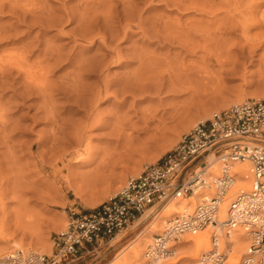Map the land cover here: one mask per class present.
Returning a JSON list of instances; mask_svg holds the SVG:
<instances>
[{
    "label": "rangeland",
    "instance_id": "rangeland-1",
    "mask_svg": "<svg viewBox=\"0 0 264 264\" xmlns=\"http://www.w3.org/2000/svg\"><path fill=\"white\" fill-rule=\"evenodd\" d=\"M13 1L15 0L12 2L11 0H0V70H3L0 72L1 248L6 246L7 250H12L14 247L10 248V245L18 243L17 245L18 247L20 245L21 249L40 251L50 255L53 249L54 234L66 228L72 213L87 212L116 194L128 178L137 176L146 165L159 160L177 144L183 134L189 132L198 122L209 118L212 113L248 98H264V0H197L198 2L192 0L196 5L202 6V9L201 6H197L198 10H193V8L186 10L181 6L179 8L176 5L180 4L174 3L175 0H134L133 6L135 5L136 11L128 15L134 14L130 17H133L131 18L133 21L138 22L137 12L140 13L141 19L147 22V25L146 23L142 24L143 27L145 26L147 28L145 30L151 34L146 32L148 34L145 37L137 30L136 26L132 25L126 40L118 39L112 43L107 41L106 44H103L105 47L101 46L97 40L96 43H87L85 40L88 35L85 36L86 38L84 37L85 39L78 38L80 37L78 33H82V31L76 28L78 26L76 25L77 18L74 20L75 22L67 19L64 25L60 24L62 26L56 27L58 25L56 23L57 25L53 27L56 20L49 23L48 26L46 23L48 14L45 12L47 15L45 18L46 15L42 11L43 8L44 11L50 12L48 19L52 13V18L62 15L64 23L63 14L66 11L68 12L70 9V14L75 13L74 10L82 11L79 9L85 6V2L95 4V0H16L14 4ZM24 1H27L26 7L30 2L34 3L35 7L32 5L28 8V10L35 8L30 10L31 13L27 12V8L24 7ZM103 1L99 5L103 4ZM20 2H23L24 5L22 6ZM82 2L84 3L81 4ZM108 2L110 3L109 11H107L109 9ZM108 2L104 3L105 6L104 4L102 7L96 6L100 12L96 10L97 8L96 11L91 10V13H95V15L97 13L95 24L98 26L92 23L95 27L91 28L89 34H103V17L110 14V16L116 17L118 12L123 17L127 7L123 11V5L119 4L117 0ZM15 5L17 7L14 8ZM79 5L81 6L79 7ZM38 6L39 9H36ZM106 6L108 7L105 8ZM103 8L104 10H101ZM61 9L66 11L62 12ZM25 11L29 15H33L32 18ZM112 11L116 13L114 14ZM108 12L109 15H107ZM244 14L248 17H245ZM90 16L93 18V15ZM65 17L67 18V16ZM152 17H157V21L155 19L157 23L160 19L159 23H161L158 24L160 28L162 24V28L166 25L164 24L165 20L170 23H167V27L179 24L178 26H184L185 29L182 28L185 31L189 26L191 29L195 25L198 35H203V39H200V47L193 54L186 52L176 43L171 45L167 41L162 42L161 39L158 42L155 39L156 34L154 35V31L152 32V28L150 29L152 25V22L149 23L150 19L154 22ZM123 24H125L124 19L112 28L119 30V26H123ZM155 27L158 28L156 24ZM164 28L166 29V27ZM71 30L74 35L77 34V41L72 42L71 38L74 35L68 34ZM204 36L207 39H204L206 38ZM153 38L154 41H152ZM114 42L119 44L124 53H130L133 47H136L148 52H155L154 55L158 58L161 55V59L169 56L167 59L171 60L174 57L172 61L176 60L177 62H170L172 64H168L169 68L168 65L161 64L162 67H160L161 65H151L156 68L159 66L157 71L159 68L162 72L165 70L162 73L163 76L170 72H173V75L177 73L179 79H175L177 77L175 75L172 78L178 80L177 83H181L180 88L167 89L166 80L165 88L160 91L151 90L147 93L137 92L133 96L117 95L106 99L101 98L95 104V107L98 106V110L95 107V109L92 108L96 112L89 111L86 117L85 112L88 104L81 108L72 100L69 101L68 96H63L62 93L60 94L61 91L56 90V87L67 80L70 83L71 75L68 76V73H73V65L50 67L46 70L45 75L42 72L45 70L39 67L43 62L44 57H41L44 56V50L49 49L48 45H52L51 47L54 45L55 48L61 46L58 49L61 50L64 58L73 56L74 51L76 53V56H73L75 61L81 58L91 60L90 57L93 60L94 56H97L101 61L104 56L101 54L106 53L107 56L111 54L107 51L106 45L111 43L114 46ZM46 44L48 45L46 46ZM75 49H78V52ZM17 55H21L19 58L24 59L19 60ZM85 57L87 58L85 59ZM106 59L103 60L105 64ZM135 61L132 60L130 63L124 64V67H112L109 64L105 76L109 75L108 79L118 81L124 77V72H130L138 67V63ZM37 64L39 65L37 66ZM75 64L74 62V66ZM28 71L37 76L35 83L37 81L38 85L40 79L47 78L48 82L45 84L51 85V88L47 85L50 96L48 94L44 96L39 91L38 93L37 88L29 83L28 79H25ZM39 71L44 75L43 77ZM85 73L82 72V77L79 78L83 79V86L84 84L86 87L91 85V88L95 89L102 85V80H98L96 75ZM65 76L68 79L62 82ZM116 88L118 86L114 85L111 90ZM86 97L92 98V96ZM86 97H83L82 103L84 100L85 104L88 103L86 101L89 100L85 99ZM48 100L49 102H47ZM92 102L89 103V107H92ZM49 108L55 112L53 118L56 119V123L57 121L61 122L59 123L62 125L60 131L56 123H53L54 119L50 120L51 116L46 114L45 109ZM94 118L99 121L94 123ZM90 123L92 127L89 128ZM57 128L59 132H57ZM113 128L116 131L111 132ZM54 132L57 134L55 133V135ZM54 135L58 139L60 136V139L64 137L67 142L64 144L61 142L58 145L51 143L54 140L51 139L54 138ZM71 137L80 138L81 146L78 147L71 143L74 140ZM71 147H75V149ZM76 149L84 151L86 155L77 157V153H72L77 151ZM135 226L129 227L112 240L102 243L93 252L83 254L82 258L70 264H124L125 260L129 264H153L155 262H157L156 264H190L192 262L191 258L185 257L188 253L180 248V244H174L176 247L172 256L158 258L153 263L149 258H145L148 245L153 242L154 235L160 231L152 233L149 237L151 240L144 242V254L141 258H126L129 254L131 255L128 251H125L126 254L123 252L125 258H122L123 255L117 256L129 239L139 235L137 229L143 232L146 230L147 224L145 222ZM18 247L15 246V248ZM6 252L2 251L0 256ZM230 261L231 259L228 258L226 263Z\"/></svg>",
    "mask_w": 264,
    "mask_h": 264
},
{
    "label": "built area",
    "instance_id": "built-area-1",
    "mask_svg": "<svg viewBox=\"0 0 264 264\" xmlns=\"http://www.w3.org/2000/svg\"><path fill=\"white\" fill-rule=\"evenodd\" d=\"M239 163L248 165L249 191L228 196ZM174 202L189 209L165 220L147 248L150 262L172 256L183 235L211 225L205 258L225 264L232 243L222 234L239 228L250 238V253L241 264H264V98H248L212 113L159 160L128 178L116 194L87 212L72 213L66 228L54 234L50 255L17 250L0 256V264H70L132 227L146 212V218L155 219Z\"/></svg>",
    "mask_w": 264,
    "mask_h": 264
},
{
    "label": "bare ground",
    "instance_id": "bare-ground-1",
    "mask_svg": "<svg viewBox=\"0 0 264 264\" xmlns=\"http://www.w3.org/2000/svg\"><path fill=\"white\" fill-rule=\"evenodd\" d=\"M20 1H22V0H20ZM87 1V0H86ZM97 1H100V0H95V4L96 3H98L97 5H95V4H91V2L90 3H88V1L87 2H82L81 4H85V6L83 7H81L82 9H79V10H82V11H75L74 10V12L75 13H72V14H70V12H69V10H68V12L66 11H62L63 9H61V11L62 12H65V14H63L64 15V19H65V22L63 23L62 22V15L60 16V15H58L57 17L55 16V18H52V14H50L51 16H50V19H51V21H50V19H48V17H49V13L47 12V11H44V9L42 8V11L44 12L43 14H45V12L48 14V17H47V15L45 16V18L47 19V21L48 22H46L47 24H48V26H49V23L51 24L52 22H55V20H56V22L52 25L53 27L54 26H56L57 24L56 23H58V25L56 26V27H60V26H62V25H64L66 22H67V19L68 20H70V21H74L76 18V25H78L76 28L77 29H79L80 31H82V33H78V36H80V37H78V38H83V39H85L87 36L86 35H88V38H86L87 40H85V41H87V43H89V44H91V43H96L97 41H99V43H101V46L103 45V44H106V42L108 41V42H111L112 43V41H115V40H117L118 41V39L119 40H126L127 39V36H128V32L130 31V29H131V26L133 25V26H136V28H138L137 30H139L140 32H141V34H143V36L145 35V37H146V35L149 33L148 32V30H145V29H147L145 26L143 27V25L142 24H144V23H146V25H147V22H145V21H143V19H141V16H140V13H138L137 12V14H138V18L137 19H139V21L138 22H135V21H133V19H131V18H133V17H130V16H133V15H128L129 13L131 14V12L132 13H134L135 11H136V9H135V5L133 6V4H135L134 3V0H117V2L119 3V4H122L123 5V11H125V9H126V7H127V9H126V11H128L127 13H126V11H125V13H124V15H123V17H121V13L120 12H118V15H115L116 17H112V16H114V15H112V16H110L111 14L108 12L107 13V15H109V16H107V17H103V20H104V22H103V29H104V31H103V34H99V33H97V34H95V35H91V33L89 34V32H91V30L93 29L92 27L94 26V24H95V22H97V21H95V19H96V15H97V13H96V15H95V13L93 14V13H91V10L92 11H98V9L99 8H97L96 6H98L99 4H100V2H102V0L100 1V2H97ZM104 1H106V0H104ZM103 1V4L104 3H107V2H104ZM142 1V0H141ZM189 1V0H188ZM195 1V0H194ZM11 2H12V0H11ZM16 2V0L15 1H13V4ZM18 2V1H17ZM27 1H24V4L26 3ZM30 2V1H29ZM176 2V4L177 3H179L180 5H176V6H178L179 8H180V6H181V8L183 7H185L184 9H188V8H193V10L194 9H196V10H198L197 8V6H201V5H196V3L195 2H193L192 0L191 1H189V2H187L186 0H175L174 1V3ZM196 2H198L197 0H196ZM91 6V7H87V6H89L88 4ZM17 4H19V3H17ZM20 4L23 6L24 4H23V2L21 3L20 2ZM19 4V5H20ZM28 4V3H27ZM30 4H31V2H30ZM28 4V7H26L27 5L25 4L24 5V7H26L27 9L26 10H28V8H30L29 6H32V5H34V3L33 4ZM87 4V5H86ZM102 3H101V5H99L98 7H102V5H103ZM108 4V6H109V9L107 10V11H109L110 10V3L108 2L107 3ZM203 5H204V3H202ZM206 4V6H207V3H205ZM209 5H210V3H208ZM12 5V4H11ZM93 5V6H92ZM106 4H104V6H105ZM193 5H195V6H193ZM81 5H79V7H80ZM103 6V7H104ZM108 6H106L105 8H107ZM215 6V5H214ZM10 7V6H9ZM12 7H13V5H12ZM15 7H17L16 5L14 6V8ZM32 7H35V5L34 6H32ZM41 7V6H40ZM43 7V6H42ZM196 7V8H195ZM211 7V6H210ZM11 8V7H10ZM97 8V9H96ZM113 8V7H112ZM111 8V9H112ZM135 10H134V9ZM31 9H33V8H31ZM31 9H29L27 12H30L31 13ZM35 9V8H34ZM33 9V10H34ZM36 9H39V6L36 8ZM45 9H47V8H45ZM94 9V10H93ZM96 9V10H95ZM201 9H202V6H201ZM17 10H18V8H17ZM41 10V9H40ZM48 10V9H47ZM77 10V9H76ZM101 10H104V8L103 9H101ZM114 10V9H113ZM189 10V9H188ZM195 10V11H196ZM15 11H16V9H15ZM38 11V10H37ZM37 11H35V12H37ZM50 11V10H49ZM106 11V12H107ZM200 11V10H199ZM14 12V11H13ZM26 11H25V13H27ZM33 12V11H32ZM73 12V11H72ZM77 12V13H76ZM98 12H100V10L98 11ZM102 12V11H101ZM111 12V11H110ZM113 12V11H112ZM38 13V12H37ZM89 13H90V15H93V18H91L92 16H90L89 15ZM104 13V12H103ZM102 13V14H103ZM114 14L116 13V12H113ZM28 14V13H27ZM34 14V13H33ZM99 14V13H98ZM101 14V13H100ZM106 14V13H105ZM15 15V14H14ZM24 15V14H23ZM29 15V14H28ZM36 16H38L39 14H35ZM42 15V14H41ZM56 15V14H55ZM104 15V14H103ZM244 15H246V14H244ZM30 16V18H32V16H31V14L29 15ZM28 16V17H29ZM35 16V17H36ZM40 16V15H39ZM43 16V15H42ZM41 16V17H42ZM60 16V17H59ZM65 16H67V18L65 17ZM95 16V17H94ZM216 16V15H215ZM35 17H33V18H35ZM44 17V16H43ZM162 17V16H161ZM217 17V16H216ZM245 17H248L247 15L245 16ZM250 17V16H249ZM37 18H39V17H37ZM116 18V19H115ZM143 18H144V16H143ZM157 17H155V18H153L152 17V20L154 19V22L153 21H151V19H150V21H149V23H151L152 22V25H151V27H150V29L152 28V32L154 33V35L155 36H157L155 39L156 40H158V42H160L159 40L161 39V41L162 42H168L169 44H177L179 47H181V48H183V50H185L186 52H190V53H193L194 54V52H195V50L196 49H198L199 47H200V39H203V35H201L202 36V38H200L201 36L200 35H198L199 33H197V31L198 30H196L197 29V27L195 28L194 26H192V28L190 29V26L188 27V28H186L187 30L185 31L184 29V26L183 25H180V26H178L177 24H173V25H168L169 27H167L166 25H167V23H169V22H167V20H165L166 21V23L164 22V24H166V25H164V27H166V29L164 30L163 28H162V25H161V28L158 26V24H160L159 23V20L160 19H158V23L156 22L157 21V19H156ZM160 18V17H159ZM215 18V17H214ZM46 19H44V18H42V20H45L46 21ZM64 19H63V21H64ZM94 19V20H93ZM122 19H124L125 20V24H123V26H119L120 27V29L118 28V27H116V28H118L119 30H117V29H115V28H112V27H114V25H117L119 22H121V20ZM155 19H156V21H155ZM162 19H163V17H162ZM220 19V18H219ZM243 19V18H242ZM246 19V18H245ZM25 20V19H24ZM102 20V21H103ZM114 20H117L118 22H116L115 23V21ZM147 20V19H146ZM164 20H162V21H164ZM44 21V22H45ZM50 21V22H49ZM98 21H99V17H98ZM113 21H114V25L112 24L113 23ZM148 21V20H147ZM214 21V20H213ZM43 22V23H44ZM75 22V21H74ZM77 22H78V24H77ZM100 22V21H99ZM243 22H244V19H243ZM42 23V22H41ZM45 23V24H46ZM92 23H94V24H92ZM39 24V23H38ZM60 24H62V25H60ZM98 24H100V23H98ZM110 24H112L111 26H110ZM155 24L157 25V27L158 28H156L155 27ZM170 24V23H169ZM227 24V23H226ZM225 24V25H226ZM36 25V24H35ZM96 26H98L97 24H95ZM109 25V26H108ZM192 25V24H191ZM224 25V26H225ZM187 26H188V24H187ZM228 26V25H227ZM30 27H31V25H30ZM95 27V26H94ZM101 27V26H100ZM149 27H148V29H149ZM184 29H183V28ZM74 28V27H73ZM76 28H74V30H76ZM92 28V29H91ZM230 28H232V27H230ZM63 29V28H62ZM99 29H101V28H99ZM113 29V30H112ZM114 29H115V32H114ZM198 29H200V28H198ZM233 29H234V26H233ZM61 30V29H60ZM220 30V29H219ZM61 31H63V30H61ZM73 30H71V32L69 33L68 32V34H73L74 35V32H72ZM101 31H102V29H101ZM150 31V30H149ZM221 31V30H220ZM146 32H148L147 34H146ZM207 32V31H206ZM218 32V31H217ZM224 32V31H223ZM75 33H76V31H75ZM130 33V32H129ZM202 33V32H201ZM219 33V32H218ZM151 33H149V35H150ZM220 34H222V33H220ZM77 34H75L72 38H71V40L73 39V41L72 42H74V41H77V36H76ZM91 35V36H90ZM210 35V34H209ZM86 36V37H85ZM152 36V35H151ZM200 36V37H199ZM206 36H207V34H206ZM206 36H204V37H206ZM85 37V38H84ZM149 38H150V36H148ZM108 38H110L109 40H108ZM115 38V39H114ZM154 38H153V40L152 41H154ZM204 39H207V37L206 38H204ZM211 39V38H210ZM79 40V39H78ZM97 40V41H96ZM148 40V39H147ZM155 40V41H156ZM81 41V40H80ZM96 41V42H95ZM83 42V41H82ZM75 43H80V42H75ZM85 43V42H84ZM109 44V45H106V48H107V51L108 52H110L111 54H112V56H110L109 54V56H107V54L105 55L104 53L103 54H101L102 56V59H101V61L99 60V58L97 57V56H94V58H93V60H92V57H90V59L91 60H84L83 58H81V59H79L78 61L76 60L75 61V59H73V56L76 54V53H74V51H73V56H71V57H68V58H64V56L61 54V50L60 49H58V48H60V47H54V45H53V47H51L52 45H48V44H46V46L48 45L49 46V49H46V50H44V56H42L41 58H43V62H41V64L39 65V64H37V66L39 65V67L41 68V69H44L45 71H42V72H44L43 74L45 75V73H46V70L48 69V68H50V67H55V66H58V65H61V67L62 66H64V65H73V67H74V71H73V73H68V76H70V78H69V81H70V83L68 82V78L66 79V76H65V79H62L63 81L62 82H64V80H67L65 83H62V85H60L59 87H56V90H58V92L59 91H61L60 92V94L62 93L63 94V96H68V100L70 101V100H72L74 103H76V104H78V106H80L81 108L82 107H85L87 104L89 105V103L91 102V101H93L92 102V107H89L88 105H87V111H86V109H85V115H86V117H87V115L89 114V111H93L95 108L97 109V107L98 106H96L95 107V104H97V102H99L100 101V99L101 98H109L110 96H117V95H121V96H128V95H131V96H133L135 93H137V92H139V93H147V92H149V91H151V90H157V91H160V90H162L163 88H165V82H166V80H167V83H166V87H167V89L168 88H173V89H176V88H180V85H181V83L179 84V83H177L178 82V80L176 81L175 79L176 78H178L179 76H177V73H176V75L175 76H177V77H175V79H173L172 78V76H174L172 73L173 72H170V73H167L166 74V76H163L162 75V73L163 72H165V70H163V72H162V70L160 71L159 69H158V71L156 70L159 66H157V68L155 67V66H153V65H165V66H167L168 64H172L173 62H175V61H172V59L174 60V57H172V59L170 60V59H167V57H169V56H167V57H163L162 56V58H164V59H161V55L159 56V58H158V56L156 57L154 54H156L155 52H148V51H145V50H143L142 48H134L133 46V50H132V52L130 51V53H128V52H126V53H124V50H122V48H120V46H119V44H115V42H114V46L112 45V44ZM108 44V43H107ZM83 45V44H82ZM56 46V45H55ZM77 46V45H76ZM81 46V45H80ZM85 46V45H84ZM84 46H82V47H84ZM50 47H51V50H50ZM89 47V46H88ZM103 47H105L104 45H103ZM80 48V47H79ZM85 48V47H84ZM87 48V47H86ZM25 49V48H24ZM62 49V48H61ZM82 49V48H81ZM132 49V48H131ZM49 50V51H48ZM76 50V49H75ZM78 50V49H77ZM76 50V51H77ZM80 50V49H79ZM84 50V49H83ZM105 50V49H104ZM46 51V52H45ZM106 51V50H105ZM42 53H43V51H41ZM78 52V51H77ZM82 52V51H81ZM81 52H79V53H81ZM84 52V51H83ZM82 52V53H83ZM107 52V53H108ZM128 53V54H127ZM43 55V54H42ZM66 55V54H65ZM72 55V54H71ZM154 55V56H153ZM21 55H17L16 57L20 60H23L24 58H19ZM67 56V55H66ZM70 56V55H69ZM76 56V55H75ZM79 56V55H78ZM97 57V58H96ZM106 57H107V59H106ZM110 57V58H109ZM75 58V57H74ZM87 57H85V59H86ZM89 58V57H88ZM109 58V59H108ZM83 59V60H82ZM94 59H96V60H94ZM105 59L107 60L106 61V64L105 63H103V60L105 61ZM176 59V58H175ZM41 60V59H40ZM98 60V61H97ZM132 60H136L135 62H137L138 63V67L137 68H134L133 70H129L130 72H124L125 73V75H124V73H123V75H124V77L118 82V81H116L115 79H108V77H109V75H108V77H107V75L105 76V74H106V70H107V67H108V65L110 64L112 67H114V66H125L124 64H128V63H130ZM170 60V61H169ZM17 62H19L20 63V61H17ZM16 62V63H17ZM22 62V61H21ZM74 62L76 63L75 64V66H74ZM153 62H156V63H153ZM170 62H172V63H170ZM177 62V61H176ZM16 63H14L15 65H17ZM18 63V64H19ZM151 64H153V65H151ZM177 64V63H176ZM162 65L160 66V67H162ZM18 67H19V65H17ZM21 68V67H20ZM38 68V67H37ZM168 68H169V65H168ZM39 69V68H38ZM173 70V69H172ZM1 71H3V70H0V72ZM49 71H50V69H49ZM108 71H109V69H108ZM174 71V70H173ZM40 73H41V71H39ZM82 72H86L85 74H91L92 76H97V78H98V80H102V85L101 86H99L98 88H95V89H92L91 88V85H89L90 87H88V85H87V87H86V84H84V86H83V83H82V81H83V79L81 80V79H79V78H81L82 77ZM27 73V77H25V79H28L30 82L29 83H32L36 88H37V92L39 91V92H41L44 96H47V94H48V88H47V85L48 84H45L46 82H48V81H46L47 80V78L44 80H41V82H40V80H39V85L38 84H36L37 83V81H36V83H35V80H37V76H35V75H33L32 73H31V71L29 72H26ZM28 73H30V74H28ZM35 73V72H34ZM174 73H175V71H174ZM36 74V73H35ZM42 74V73H41ZM42 74V77L44 76ZM172 74V75H171ZM37 75V74H36ZM66 75V74H65ZM83 76H85V75H83ZM168 76V77H167ZM164 77H167L166 79L164 78ZM61 79H60V82H61ZM179 79V78H178ZM43 81H45L44 83H43ZM59 81H58V83H60ZM28 82H27V84H29ZM35 83V84H34ZM43 83V84H42ZM82 83V84H81ZM61 84V83H60ZM57 85H59V84H57ZM114 85H117L118 86V88H116V89H113V90H111V87L112 86H114ZM31 86V85H30ZM50 86V88H51V85H48V87ZM95 87V86H94ZM31 88V87H30ZM32 88H33V86H32ZM32 88H31V91H32ZM58 88V89H57ZM39 89V90H38ZM172 89V90H173ZM34 91V90H33ZM38 92V93H39ZM42 94H40L41 96H43ZM48 96H50L49 94H48ZM86 96H88V97H90V96H92V98L90 97V99H88ZM75 97V98H74ZM83 97H86L85 99H88L89 101H86V102H88V103H84L85 102V100H84V106L82 105L83 103L81 102L82 100H83ZM51 98V97H50ZM49 98V99H50ZM74 98V99H73ZM93 99V100H92ZM67 100V101H68ZM52 101V100H51ZM125 101V100H124ZM47 102H49V100L47 101ZM119 103V102H118ZM123 103V102H122ZM50 104V103H49ZM50 106H52V104H50ZM49 106V107H50ZM95 107V108H94ZM119 107V106H118ZM48 108V107H47ZM53 108V107H52ZM91 110H90V109ZM92 108H94L93 110H92ZM80 109V108H79ZM52 109H45V111H46V114L48 113L49 114V116H51L50 117V120L52 119V121H53V117H54V113L55 112H52L51 111ZM98 110V109H97ZM95 111V110H94ZM96 112V111H95ZM93 113V112H92ZM57 114V113H56ZM48 116V115H47ZM46 116V117H47ZM91 116V115H90ZM98 116V115H97ZM55 117H58V116H55ZM96 119L97 118H94V123L95 122H98L99 120H97L96 121ZM112 119V118H111ZM110 119V120H111ZM56 119H54V121H53V123L55 122L56 123V121H55ZM93 120V119H92ZM101 120V119H100ZM92 123H93V121H91ZM101 123H102V121H100ZM104 122V121H103ZM107 122V121H106ZM112 122V121H111ZM110 122V123H111ZM59 123H61V122H59ZM59 123H58V121H57V123H56V126L59 128V131H60V129H62L60 126H62L61 124L59 125ZM108 123V122H107ZM100 124V123H99ZM98 124V125H99ZM55 125V124H54ZM89 125V124H88ZM90 125H91V123H90ZM89 125V128L90 127H92V125L90 126ZM100 125H102V124H100ZM115 126V125H114ZM58 128H57V132H59L58 131ZM114 128H116V127H114ZM112 129V131L111 132H114V131H116V129ZM110 132V133H111ZM53 133V132H52ZM56 132H54V134H55ZM57 134V133H56ZM55 134V135H56ZM112 134V133H111ZM55 135H54V138H51V139H54L51 143H57L56 145H58L59 143H63L64 144V142H67V139H65L64 137V140H66V141H62V139H60L61 138V136H60V140L58 139V138H56L55 137ZM51 137V136H50ZM53 137V136H52ZM73 137H74V135H73ZM72 138V137H71ZM75 138H77V137H75ZM75 138H72V139H74L73 141H71V143H73L74 145L76 144V145H78V147L79 146H81V141H80V138H78V139H75ZM66 144V143H65ZM53 145V144H52ZM68 145H70L69 143H68ZM55 146V145H54ZM64 147V146H63ZM71 148H74L75 149V147H71ZM65 149V148H64ZM77 150V149H76ZM64 151V150H63ZM65 151H67V150H65ZM71 151V150H70ZM74 151V150H73ZM69 153V152H68ZM71 153V152H70ZM72 153H77V157H81V155H86L85 153H84V151L82 152V151H80V149H78L77 151H74V152H72ZM76 157V158H77ZM86 157V156H85ZM72 158V157H71ZM75 158V159H76ZM217 165H218V163H215V165H214V167L215 168H217ZM42 168V167H41ZM234 172H235V183H234V185H233V187H232V189H231V191H230V193L228 194V196L229 195H231L233 192H236L237 190H242L243 192H248L249 191V182H248V178H249V170H248V165H246V164H243V163H239V164H235V166H234ZM35 196H37V195H35ZM226 204L227 203H224L223 204V206L221 207V216H223L224 215V212H225V207H226ZM188 208L189 209V206L187 205H185V203L184 202H174V203H171L170 204V206H169V208H168V210L166 211V212H164L163 214H161L159 217H157V218H155V219H148V218H146L147 217V212L140 218V220L137 222V223H135L136 224V226H138V225H140V224H142V223H145L146 222V224H147V227H146V230H144L143 232H142V230H140V229H137V232L139 233V235H136V236H132L133 238H131V239H129V241H128V243L122 248V250H120L119 252H118V254H117V256L118 255H123L122 256V258H125V255L123 254V252H125V251H128V252H130L131 253V255L129 254V256L128 257H126V258H135V259H138V258H141L142 257V255L144 254V242L145 241H147V240H151V239H149V237H151V234L152 233H154V232H159V231H161L162 230V228H163V226H164V224H165V220L167 219V218H169L171 215H173V214H175V213H178V212H181L184 208ZM135 224L133 225V226H135ZM135 226V227H136ZM213 231V228H212V226L211 225H209L206 229H204V230H199V231H196V232H194V233H187V234H185V235H183L182 236V238H181V240L179 241V242H177V243H175V244H180V248L181 249H184V250H186V252L188 253V255H185V257H188L189 259L191 258V263L190 264H216V259L217 258H205V253H207L208 251H210V248H211V245H210V238H211V233H212V231ZM143 233V235H142V233ZM141 233V234H140ZM158 234V233H157ZM222 236H223V240H225V241H227V242H231L232 243V252L230 253V255H229V258L231 259V261L230 262H228V263H226V264H241L242 263V260H244L245 258H244V255H246V254H249L250 253V251H249V244H250V238H249V236L247 235V234H245V232L244 231H242L241 229H239V228H237V229H234V230H231L230 231V234L228 235V236H225L224 234H222ZM5 239H6V237H5ZM154 241V240H153ZM18 243H12V245H10V248L11 247H14V249H10V250H7V248H6V246L5 247H3V248H1V246H0V253L2 252V251H7L6 252V254L7 255H11V254H13V253H15L17 250H29V249H21V248H19V247H21L20 245H19V247H18V245H17ZM151 244H153V242L151 243ZM151 244H149V245H151ZM1 245V244H0ZM3 245V244H2ZM148 245V246H149ZM4 246V245H3ZM15 246H17L18 248H15ZM46 248H47V246H46ZM148 248V247H147ZM41 250H43L42 248H41ZM47 250H48V248H47ZM34 251V250H33ZM35 252H37V253H40V254H43V253H41L40 251L38 252V251H35ZM44 252V251H43ZM45 252H47V251H45ZM146 252H147V249H146V251H145V255L144 256H147L146 255ZM125 254H126V252H125ZM159 258H165V257H159ZM157 260H158V258H157ZM156 261V260H155ZM154 261V262H155ZM153 263V262H152ZM157 262H155V263H153V264H156ZM124 264H129L126 260L124 261Z\"/></svg>",
    "mask_w": 264,
    "mask_h": 264
},
{
    "label": "crops",
    "instance_id": "crops-1",
    "mask_svg": "<svg viewBox=\"0 0 264 264\" xmlns=\"http://www.w3.org/2000/svg\"><path fill=\"white\" fill-rule=\"evenodd\" d=\"M82 257H83V255H82Z\"/></svg>",
    "mask_w": 264,
    "mask_h": 264
}]
</instances>
